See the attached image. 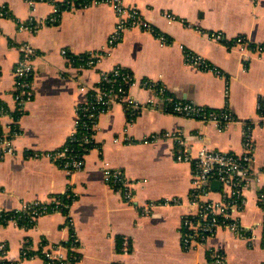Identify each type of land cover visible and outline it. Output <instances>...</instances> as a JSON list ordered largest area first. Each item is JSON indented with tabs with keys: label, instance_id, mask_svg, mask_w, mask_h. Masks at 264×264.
Returning <instances> with one entry per match:
<instances>
[{
	"label": "crops",
	"instance_id": "crops-1",
	"mask_svg": "<svg viewBox=\"0 0 264 264\" xmlns=\"http://www.w3.org/2000/svg\"><path fill=\"white\" fill-rule=\"evenodd\" d=\"M123 1L139 7L155 31L128 29L110 46L117 20L110 5L66 9L58 22L51 23L46 22L53 15L50 2L32 7L26 0H0V8L8 9L0 18V103L8 110L1 124L10 125L15 116L18 47L29 42L38 53L35 94L17 120L20 132L14 139L15 152L0 153V208L14 210L33 201L45 202L66 190L76 197L67 215L50 212L31 227L0 223V243H5L7 257L19 259L20 264H44L41 249L65 244L72 228L80 239L82 258L71 264H207L210 249L223 252L228 264H264V107L259 110L264 100V60L225 42L244 35L264 43V0ZM166 11L177 20H168ZM30 17L42 23L36 32L20 28ZM214 31H221L224 40L210 38ZM185 48L203 55L222 74L187 64ZM62 49H67L66 55ZM90 51L103 53L95 67L79 70L75 62L71 64V55ZM116 65L133 72L136 84L130 96L140 104L153 96L142 87L147 78L164 85L177 99L209 109L228 107L236 120L220 130L213 122L148 106L131 120L124 105L116 103L100 116L98 144L86 154L83 169L69 173L46 157L28 156L53 151L67 141L75 127L77 105L86 95L80 86L97 85L101 72ZM247 125L255 143L253 170L245 183L246 202L234 214L247 237L221 228L204 243L185 249L181 226L193 189L192 165L175 158L179 145L165 133L181 132L193 152L206 144L210 149L240 153ZM150 135L157 138L138 142ZM116 137L120 140L114 141ZM105 166L122 169L134 182L131 202L104 181ZM215 182L219 181L211 183L210 196L220 199L221 183L213 186ZM174 197L181 203L146 208L150 202ZM24 249L31 256L23 254Z\"/></svg>",
	"mask_w": 264,
	"mask_h": 264
},
{
	"label": "built area",
	"instance_id": "built-area-1",
	"mask_svg": "<svg viewBox=\"0 0 264 264\" xmlns=\"http://www.w3.org/2000/svg\"><path fill=\"white\" fill-rule=\"evenodd\" d=\"M30 6H35L39 2H50L53 5V15L48 17L46 22H58L61 13L66 9L78 7H90L101 4L110 5L116 16V24L109 36V45L114 46L128 29H143L155 31V28L148 19L145 18L139 7L128 5L123 0H26ZM8 9L4 5L0 8V18L7 15ZM168 20H177V17L165 12ZM41 22L30 17L27 23L20 24L21 29H29L36 32L41 26ZM44 24V22H43ZM158 36L165 42L167 37L158 32ZM209 37L223 41V33L214 31ZM230 47H240L242 51H249L264 60V43L252 42L244 35H238L232 40L225 41ZM20 57L16 62L14 75V100L16 111L13 122L10 125H3L0 122V153L2 156L14 154V139L19 134L17 120L27 108L35 94L34 89V58L38 55L36 48L29 42H24L18 47ZM62 54H67V49H62ZM103 56L102 52L90 51L80 55H71L70 62L79 70L87 67H95ZM184 61L198 69L210 71L215 74H222L221 70L206 59L203 55L192 49H184ZM136 84V78L130 69L121 65H116L109 70H104L100 74V80L93 87L80 86L86 91V95L77 105L75 127L69 135L67 141L53 151H35L28 153L34 158L46 157L69 173L84 168L86 154L93 147L97 146L96 137L100 130V116L109 111L116 103L124 105L129 114L135 115L144 106L152 109H163L176 115L198 119L204 122L215 123L220 130L227 128L236 118L228 107L223 109H209L203 105L188 100H181L170 94L166 87L157 81L143 79L142 87L153 92V96L144 104H140L130 96V89ZM261 103H259V108ZM7 107L0 103V119L7 113ZM243 150L240 153L231 150L210 149L206 144L201 145L196 152H193L190 145L185 141L181 132H166V137H172L179 148L175 151V158L178 161H186L192 165L193 189L188 203V210L182 215L181 239L185 249H191L195 244L204 243L213 236L219 229L226 228L235 232L238 236L247 237L245 227L240 220L234 216L235 212L243 208L245 199V183L250 171L253 170L255 143L251 134V126L247 125L243 132ZM157 138V135H150L140 139L139 143H149ZM125 139L131 142L130 137ZM120 138H114L119 141ZM75 144L86 146L83 149H76ZM91 146V147H90ZM104 181L123 194L127 201H132L134 197V182L126 176L124 171L117 167L105 166L103 169ZM217 180L221 183L220 199L210 196L214 192L211 183ZM66 190L62 194H68ZM76 199L73 194V200ZM71 202V203H72ZM61 199L51 197L50 200L41 202L33 201L26 203L14 210L0 208V223L16 222L23 227H31L39 217L50 212L59 211L67 215L64 207L71 204ZM181 199L174 197L159 201L150 202L151 205H174L180 204ZM191 207V208H190ZM193 208V209H192ZM22 221V224L19 222ZM68 226L71 227V219H67ZM126 247L127 241L124 242ZM126 249V248H125ZM23 254H30L28 249L23 250ZM44 264H71L82 258L80 239L76 233L70 230L67 242L53 244L51 247L41 249ZM31 256V254H30ZM0 264H20L19 259L7 257V247L5 243H0ZM207 264H228L226 255L218 250L210 249L207 253Z\"/></svg>",
	"mask_w": 264,
	"mask_h": 264
},
{
	"label": "trees",
	"instance_id": "trees-1",
	"mask_svg": "<svg viewBox=\"0 0 264 264\" xmlns=\"http://www.w3.org/2000/svg\"><path fill=\"white\" fill-rule=\"evenodd\" d=\"M263 107H264V100L262 99L261 100V108L259 110L262 111ZM130 119L133 120L134 117L130 116ZM74 146H75L76 149H79V148L83 149L84 145L83 146H79V145L75 144ZM85 147L86 146H84V148ZM68 194H69V196L67 194H56V195H54V197L57 198V199H61L62 201H66V202L71 203L72 200H73V193H71V191H69ZM67 209H68L67 207H64V211L65 212H67ZM19 223L22 224V221H20Z\"/></svg>",
	"mask_w": 264,
	"mask_h": 264
},
{
	"label": "water",
	"instance_id": "water-1",
	"mask_svg": "<svg viewBox=\"0 0 264 264\" xmlns=\"http://www.w3.org/2000/svg\"><path fill=\"white\" fill-rule=\"evenodd\" d=\"M213 186H219V182H215L212 184Z\"/></svg>",
	"mask_w": 264,
	"mask_h": 264
}]
</instances>
